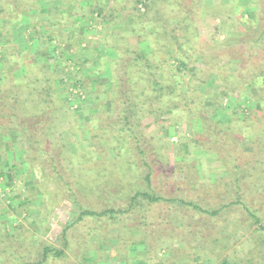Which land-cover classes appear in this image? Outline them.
Here are the masks:
<instances>
[{
	"label": "rangeland",
	"instance_id": "obj_1",
	"mask_svg": "<svg viewBox=\"0 0 264 264\" xmlns=\"http://www.w3.org/2000/svg\"><path fill=\"white\" fill-rule=\"evenodd\" d=\"M14 1L18 4L15 12L8 17L0 15V89L18 96V110L24 115L38 102L36 91L44 86L43 76L52 78L53 97L59 103L50 106L54 119L46 127L52 134L46 140V156H52L47 160L46 173L55 172L64 183L43 178L40 167L44 164L33 165L31 153L23 151L27 145L22 143L21 134L0 130V237L22 240L19 251L28 261L35 258L32 246L38 240L50 248L65 250V257L49 259L48 264H167L174 256L178 264H223L225 260L228 264H264V245L259 244L258 234L259 227L264 226V175L260 183L247 184L242 193L244 207L258 213L259 219H249L242 206H230L233 176L221 164L220 155L198 138L197 119L178 108L173 97H167L166 102L162 97L153 108L142 107L133 126V132L140 136L138 146L132 142L136 150H132L129 136L122 141L107 134L100 136L97 120L112 108L108 93L112 64L119 61L116 37L130 24L129 18L119 12L115 13V22L105 19V14L120 7L118 0L9 2ZM257 4V0H204L207 15L200 21V32L204 39L226 45L220 52L229 59L232 55L233 68L241 62L235 46L239 42L237 27L242 26L241 18L255 23ZM140 49L149 52L145 43ZM171 54L176 55L174 51ZM170 64L160 74L167 81L177 65L174 60ZM200 68L194 65L185 78L189 80L190 74ZM24 77L39 82L25 86L21 83ZM197 78L203 80L204 76L198 74ZM212 78L214 75L198 88L200 96L208 94L202 99L213 111L212 118L221 124H240L256 103L247 95L220 91ZM155 87L154 82L148 86L149 90ZM209 89L218 92L221 105L214 104ZM158 90L156 95L161 96ZM156 109H160L159 116ZM9 114L10 108L0 107V122L8 121ZM138 153L147 159L150 189L167 202L149 206L142 202L134 214L145 209L146 214L157 212L171 221L174 227L167 226L170 232L166 244L141 240L127 222L111 226L104 220L84 218L73 224L77 206L98 210L107 200L110 205L126 207L123 197L133 195L128 186L143 184L139 168L142 156ZM38 156L44 157L41 152ZM102 183L108 193H98ZM113 186L119 189L117 200L108 196ZM177 199L193 203L199 211H192ZM220 209L219 215L210 214ZM66 229L69 231L64 235ZM189 230L201 234L203 252L188 248L192 244ZM180 233L185 234L188 245L180 246L179 241L170 239L180 237Z\"/></svg>",
	"mask_w": 264,
	"mask_h": 264
},
{
	"label": "trees",
	"instance_id": "obj_2",
	"mask_svg": "<svg viewBox=\"0 0 264 264\" xmlns=\"http://www.w3.org/2000/svg\"><path fill=\"white\" fill-rule=\"evenodd\" d=\"M9 1H3L5 8L0 9L2 11H0V15L3 14L8 17L15 12L18 7L17 2L10 3ZM257 2L259 5L256 6L257 18L255 23L251 24L250 21L241 18L242 26L237 27L239 32L237 31L236 38L239 39V42L235 46L236 51L242 57L238 55L241 62L233 68V61L230 60L232 55L229 59L220 52L221 49L226 48V45L223 42L208 41L203 38L200 32V21L207 15L204 0H118L120 7L105 14V19L115 22V13L119 12L121 16L129 18L130 24L127 31L117 34L116 37L120 50L117 52L119 61L114 62L111 67V88L108 93L111 98V111L106 113L105 117L100 116L101 118L97 120L100 136L107 134L117 141H122L129 136L131 139L130 146H132V150H136L140 144V136L133 132V126L137 122L142 107L153 108L161 101L162 97L164 102L167 101V97H173L178 108L186 115L197 119L200 128V133L197 134L198 138L209 145L210 150L220 155L221 164L230 171L231 176H233L231 182L234 188L230 206H242L249 219H259L258 213L252 214L249 208L244 207L242 199L245 194L242 193L246 192L244 188L247 184L260 183L264 175V0H257ZM256 22L259 24L258 26H256ZM141 43H145L149 52H142ZM168 49L171 50V53L174 51L176 55L168 52ZM20 56L24 57L25 55L21 52ZM173 60L176 61L177 65L171 70L172 73L167 81V78L160 77V74L162 75V71L166 69L167 65H171ZM198 64L201 68L190 74L192 76L187 80L185 77L190 68ZM198 74L204 76V79L199 80ZM179 75L185 79L182 77L181 79ZM210 75H214L212 84H218L220 91H225L228 95L238 92L240 97L247 95L256 103V106L250 108L249 113L240 124L237 123L236 126L233 122L221 124L212 118L213 111L204 104L205 101L202 99L207 98L208 94L204 93L200 96L198 91L199 85L201 87V84L203 85L210 79ZM51 80L49 75L48 77L43 76L44 86H38L40 89L36 91L39 93L38 102L34 105V109L29 110L24 115L18 110V96L9 90L0 89V107L6 105L11 109L8 121L0 122V130L4 133L21 134L22 143L28 146L23 151L26 155L31 153V158L34 159L33 165L44 164L40 167L43 178L53 182L57 179L59 183H64L59 175L57 176L60 178H56L55 172L52 175L46 173L48 171L47 160L52 159L51 155L50 158L46 156L49 155V149L45 148L48 144L46 140L49 138L48 136L52 135L46 127L50 126L54 119V112H51L54 109H50V106L56 107L55 104L59 103L53 97ZM23 82H25V86H31L32 83H37L39 80L29 82L24 77L21 83ZM152 82L156 84V87L149 90L148 86ZM157 88L161 96L156 95ZM212 89L208 90L211 92L212 101L214 104L221 105L218 92H214ZM181 91L185 93L181 94ZM134 92L136 96H134ZM30 96L31 94L27 96L29 100ZM155 112H157V116L160 115V109H156ZM245 140L248 141L246 144L244 143ZM195 141L199 143L197 138ZM132 142H135L134 144L137 146ZM39 152L44 157L40 158ZM138 154L142 156L139 168L142 170L140 183L143 184L138 185L137 188L135 183L128 186L129 190L133 191V195L123 197L126 207L124 209L119 208L115 203L110 205V202H106L107 200H104V204L101 205L102 208L98 210L77 206L72 217L73 224H77L84 218H90L93 222L104 220L111 226H117L121 221L127 222L126 224L131 225V229L136 232L141 240L153 239L159 241L160 245L166 244L167 232H170L167 226L174 227L171 221L163 218L160 214L157 215V212L146 214L145 209H140L143 212L134 214L136 207L142 202H148V206L155 202H167L164 198L157 197L150 189V171L147 159L141 153ZM118 156L119 153H116V157ZM103 185L104 183L98 187V193L101 191L108 193V188L102 187ZM215 185L219 186V183ZM212 186L210 187L212 188ZM113 188L114 190H110L108 196L116 197L117 200L119 189L115 186ZM177 200L180 204H185L191 208L192 211H199L193 203H185L181 199ZM226 208L228 209V206ZM148 209L149 207L146 210ZM201 212H204L203 214L208 213L202 210ZM131 213L134 216L128 218ZM220 213L221 209L210 214L216 216ZM259 230V241L261 242L259 244L264 245V226H260ZM67 231L69 229L64 231V235ZM189 232L190 237L192 236L190 239L192 244L188 248L192 251H198V253L203 252L204 248L202 249L201 246L203 241H200L201 234L198 230H189ZM180 234V237L171 236L170 239L179 241L180 246L188 245V242H185L187 238L185 234ZM20 242L22 240L17 242L0 237V264H48L49 259L55 261L65 257V250L50 248L38 240L32 246L35 258L28 261L19 251ZM103 242L106 243L107 238ZM66 247H68L67 241ZM176 253H179V250ZM136 257L139 256L136 255ZM170 260L169 263L166 260V263H179L175 256L173 259L170 257ZM223 264L228 263L225 260Z\"/></svg>",
	"mask_w": 264,
	"mask_h": 264
}]
</instances>
